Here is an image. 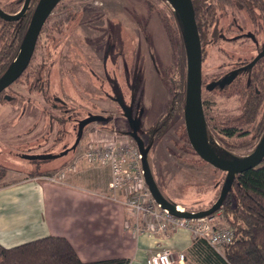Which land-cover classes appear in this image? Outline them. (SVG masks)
Here are the masks:
<instances>
[{
	"label": "rangeland",
	"instance_id": "obj_1",
	"mask_svg": "<svg viewBox=\"0 0 264 264\" xmlns=\"http://www.w3.org/2000/svg\"><path fill=\"white\" fill-rule=\"evenodd\" d=\"M11 2V12H16L24 0H0V6ZM66 12L70 20L61 27L49 23L26 72L0 95V169L10 173L8 182L16 177L54 178L108 190L109 168L90 161L87 154L113 143L139 150L120 98L140 122L137 138L166 204L194 212L210 209L221 196L226 174L193 150L184 110L160 138L151 142L147 133L167 113L180 79V33L173 6L167 0H60L52 21ZM260 17L257 12L254 22L244 6L217 11L216 22L202 35L204 86L257 56L264 47ZM6 31L0 23V52L10 43ZM184 70L187 88V56ZM203 102L214 144L236 158L251 154L264 135V57L223 90L203 87ZM90 115L106 120L87 125L77 148L61 156L73 147L80 123ZM40 155L57 158L32 159ZM126 194L118 193L120 202ZM236 207L233 196L211 217L235 231L225 211ZM187 260L198 264L191 250Z\"/></svg>",
	"mask_w": 264,
	"mask_h": 264
},
{
	"label": "crops",
	"instance_id": "obj_2",
	"mask_svg": "<svg viewBox=\"0 0 264 264\" xmlns=\"http://www.w3.org/2000/svg\"><path fill=\"white\" fill-rule=\"evenodd\" d=\"M9 177L0 184V244L5 248L57 236L67 239L84 262L127 258L130 264H146L151 255L169 248L184 253L188 264L192 233L180 229L137 237L126 228L127 210L110 186L91 189L31 177L8 182Z\"/></svg>",
	"mask_w": 264,
	"mask_h": 264
},
{
	"label": "trees",
	"instance_id": "obj_3",
	"mask_svg": "<svg viewBox=\"0 0 264 264\" xmlns=\"http://www.w3.org/2000/svg\"><path fill=\"white\" fill-rule=\"evenodd\" d=\"M215 4L207 5L204 0H194L196 21L203 41L204 29L208 25L214 24L217 18V11L220 8L244 6L250 17L256 22L257 12L264 21V0H213ZM39 0H32L26 14L15 22H7L0 19V23L6 26L7 37L10 43L4 52H0V78L17 57L23 40L31 23L36 4ZM24 3V2H23ZM15 2L9 6L1 7L10 14ZM35 5V7H34ZM23 6V5H22ZM34 7V8H33ZM175 18L180 33L179 38V61L178 70L180 79L177 81V92L174 94L170 108L157 123L148 130L150 141L163 136L170 128L174 117L185 110L186 98V48L183 37V27L180 18L175 12ZM70 13H62L59 19L49 17L44 25L43 34L50 22H54L53 27H61L70 20ZM60 29V28H58ZM40 34V37H41ZM39 37V38H40ZM41 71L38 70L40 76ZM8 99V97H6ZM60 101V100H59ZM61 102V101H60ZM63 103V102H62ZM127 105V103L124 101ZM216 153L226 159H233L227 152L218 148L209 138ZM262 168L253 169L238 175L235 178L230 194L226 201H230L233 196L237 198V207L226 208V218L235 227V237L231 244L225 248V254L218 253L204 240L193 242L191 252L198 259V264H264V160ZM6 173L0 169V181L4 179ZM234 194V195H233ZM224 202V203H225ZM232 202V201H231ZM127 258H113L91 262L82 261L70 242L57 236H48L31 242H27L11 248H5L0 244V264H130Z\"/></svg>",
	"mask_w": 264,
	"mask_h": 264
},
{
	"label": "water",
	"instance_id": "obj_4",
	"mask_svg": "<svg viewBox=\"0 0 264 264\" xmlns=\"http://www.w3.org/2000/svg\"><path fill=\"white\" fill-rule=\"evenodd\" d=\"M32 0H24L21 10L16 14L5 12L0 7V19L7 22L19 21L28 11ZM177 12L182 27L183 37L187 56V88L186 101L184 110L185 128L190 145L195 153L206 163L214 168L227 173V178L219 200L208 210L199 211L196 213H180L175 210V207H170L162 198L160 191L155 183L150 167L147 163L146 152L137 138V132L140 127V122L133 117V110L128 107L123 99H118V103L122 107L125 116L133 128L135 139L137 141L139 150L142 155V166L145 173V179L153 198L157 203L161 204L163 208L168 209L176 216L186 219H198L212 216L215 212L220 210L223 206L226 196L232 189L235 178L247 171L257 169L264 160V135L255 148V150L244 158L226 159L219 156L213 148L207 131V122L204 113L203 99H202V85H203V48L200 38V33L196 21L195 8L193 0H167ZM60 0H39L22 46L19 53L6 72L0 78V95L19 80L30 66L34 57L37 43L44 25L51 16ZM264 57V49L255 57L250 63L252 67L257 61ZM237 71L230 76L225 77L219 83H212L208 85V89L212 90L216 85L224 88L230 84L236 77ZM106 120L102 115H90L84 119L79 125V133L73 147L65 150L61 156H65L70 150L76 149L82 137L83 129L94 122H104ZM57 156L40 155L34 156L35 160H52Z\"/></svg>",
	"mask_w": 264,
	"mask_h": 264
},
{
	"label": "built area",
	"instance_id": "obj_5",
	"mask_svg": "<svg viewBox=\"0 0 264 264\" xmlns=\"http://www.w3.org/2000/svg\"><path fill=\"white\" fill-rule=\"evenodd\" d=\"M87 157L92 162L106 165L111 173L110 189L115 196L119 192H126V200L121 201L128 213L126 228L137 237L165 236L171 231L189 230L193 235V242L204 240L222 254V250L232 243L235 237L234 229L219 226L211 216L198 219H186L163 208L153 198L145 179L140 150L129 145L97 146ZM57 182L56 179L51 178ZM116 198V197H115ZM175 210L180 213H196L184 208ZM211 218V219H210ZM184 253H175L172 249L163 248L151 255L146 264H185Z\"/></svg>",
	"mask_w": 264,
	"mask_h": 264
},
{
	"label": "flooded vegetation",
	"instance_id": "obj_6",
	"mask_svg": "<svg viewBox=\"0 0 264 264\" xmlns=\"http://www.w3.org/2000/svg\"><path fill=\"white\" fill-rule=\"evenodd\" d=\"M194 1V0H193ZM194 4V7H195V2H193ZM264 49V47H262V49L260 51H258L257 55ZM255 59V57L249 62V63H243L241 66L239 67H235L233 68L232 70L226 72L224 75H222L220 78H216L215 80H212L211 82L209 83H206L205 86H204V83L202 85V99H203V87H205L206 90L208 91H214L216 89H225L226 87L230 86L233 84V82L243 73H250L252 71V69L261 61V58L259 61H257L252 67H249L250 63ZM109 60V57L106 56V61ZM105 71H106V68H105ZM237 71V75L235 77V79L228 85H226L224 88H221L219 85H216L214 87V89L212 90H209L208 89V85L212 84V83H219L221 80H223L225 77H228L230 76L233 72ZM249 86H251V83L249 82ZM256 93L258 94L259 93V90L256 88ZM203 107H204V102H203ZM204 113H205V109H204ZM205 118H206V115H205ZM207 122V121H206ZM129 123V122H128ZM130 125V124H129ZM131 127V126H130ZM132 128V127H131ZM133 129V128H132ZM232 156V155H231ZM233 159H237L236 157L232 156ZM225 173V172H224ZM226 174V178H227V173Z\"/></svg>",
	"mask_w": 264,
	"mask_h": 264
},
{
	"label": "bare ground",
	"instance_id": "obj_7",
	"mask_svg": "<svg viewBox=\"0 0 264 264\" xmlns=\"http://www.w3.org/2000/svg\"><path fill=\"white\" fill-rule=\"evenodd\" d=\"M179 209H182L181 207H179Z\"/></svg>",
	"mask_w": 264,
	"mask_h": 264
}]
</instances>
